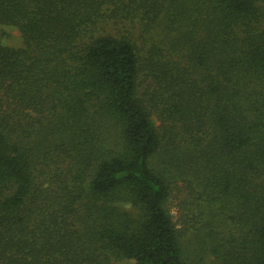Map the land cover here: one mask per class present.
Returning <instances> with one entry per match:
<instances>
[{"label": "trees", "instance_id": "16d2710c", "mask_svg": "<svg viewBox=\"0 0 264 264\" xmlns=\"http://www.w3.org/2000/svg\"><path fill=\"white\" fill-rule=\"evenodd\" d=\"M0 264H264V0H0Z\"/></svg>", "mask_w": 264, "mask_h": 264}, {"label": "rangeland", "instance_id": "374dc122", "mask_svg": "<svg viewBox=\"0 0 264 264\" xmlns=\"http://www.w3.org/2000/svg\"><path fill=\"white\" fill-rule=\"evenodd\" d=\"M5 33V36H3V44L12 48H21L22 47V41L20 38V34L15 29L5 28L3 30ZM186 199V191L183 190V188L179 187L176 190L173 191L171 195V199L168 205V211L172 218V221L175 225V227L182 233V238L188 239V242L190 240V234L184 235V228L182 226V223L184 221V207H183V201ZM184 230V231H183Z\"/></svg>", "mask_w": 264, "mask_h": 264}]
</instances>
